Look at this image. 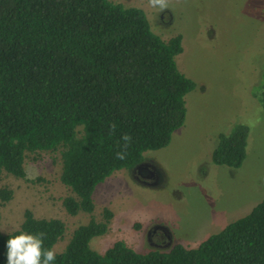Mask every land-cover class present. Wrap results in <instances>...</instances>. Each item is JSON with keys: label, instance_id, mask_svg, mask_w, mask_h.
<instances>
[{"label": "trees", "instance_id": "obj_1", "mask_svg": "<svg viewBox=\"0 0 264 264\" xmlns=\"http://www.w3.org/2000/svg\"><path fill=\"white\" fill-rule=\"evenodd\" d=\"M181 51V36L163 40L139 7L0 0V179L4 172L25 178L28 152L59 151L60 180L74 193L63 198L65 210L91 213L97 184L136 169L145 151L168 145L184 124V97L195 83L177 68ZM247 132L238 123L220 134L212 163L241 166ZM124 134L132 140L120 160ZM11 196L0 189L4 202ZM103 217L74 229L54 264H264V199L194 248L177 243L138 252L116 240L97 252L90 241L106 232L112 212L104 208ZM20 232H44V247L52 249L65 225L26 209L19 229L0 232V264H7L8 239Z\"/></svg>", "mask_w": 264, "mask_h": 264}, {"label": "rangeland", "instance_id": "obj_2", "mask_svg": "<svg viewBox=\"0 0 264 264\" xmlns=\"http://www.w3.org/2000/svg\"><path fill=\"white\" fill-rule=\"evenodd\" d=\"M109 1L141 8L163 40L181 36L175 62L195 83L184 97V124L168 145L143 153L154 179L148 171H115L95 187L91 213L65 210L63 198L74 193L60 180L59 151L26 153L25 178L4 172L0 179V189L12 191L8 201L0 199V232L19 229L26 209L36 218H58L65 232L52 249L60 252L79 225L104 221L107 208L106 232L90 241L97 252L116 240L138 252L156 246L151 241L162 249L194 248L264 199V0H168L163 11L149 0ZM238 123L248 128L241 166L213 164L220 134ZM156 225L169 239L157 232L159 239L148 240Z\"/></svg>", "mask_w": 264, "mask_h": 264}, {"label": "clouds", "instance_id": "obj_3", "mask_svg": "<svg viewBox=\"0 0 264 264\" xmlns=\"http://www.w3.org/2000/svg\"><path fill=\"white\" fill-rule=\"evenodd\" d=\"M149 5L163 11L168 8L169 3L168 0H149ZM115 128V124L110 125L112 131ZM121 139L124 143L121 145V151L116 153V158L123 160L132 137L124 134ZM45 238L44 232L35 234L20 232L18 235L10 237L7 241V264H54L57 252L44 247Z\"/></svg>", "mask_w": 264, "mask_h": 264}, {"label": "flooded vegetation", "instance_id": "obj_4", "mask_svg": "<svg viewBox=\"0 0 264 264\" xmlns=\"http://www.w3.org/2000/svg\"><path fill=\"white\" fill-rule=\"evenodd\" d=\"M137 169L140 170L139 173L143 176H145L144 174H146V172L148 171L153 179L156 177V171L153 168L149 170L147 163H141L134 170L136 171ZM157 232H163L164 235L169 239V235L167 233V230L161 225H156V226L152 227V229L149 230L148 240H152V238L159 239L158 237H160V236H159V234H157ZM161 237H162V234H161ZM151 244H154L157 246H162V243L155 242V241H151Z\"/></svg>", "mask_w": 264, "mask_h": 264}]
</instances>
